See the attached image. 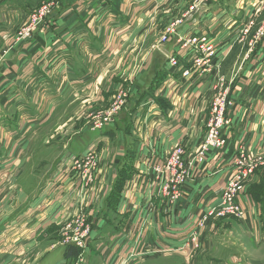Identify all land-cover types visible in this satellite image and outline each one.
Segmentation results:
<instances>
[{"label":"crops","instance_id":"1","mask_svg":"<svg viewBox=\"0 0 264 264\" xmlns=\"http://www.w3.org/2000/svg\"><path fill=\"white\" fill-rule=\"evenodd\" d=\"M7 1L0 0V22L6 27L14 19L23 25L34 8L6 5ZM263 2L235 0L228 5L223 0H198L200 14L186 20L177 36L161 45L154 38L173 21L166 23L171 15H164L174 13L173 6L179 15L188 5L184 0H65L32 40L10 53L4 66L11 74L0 75V264H66L78 256L75 245L44 250L41 246L83 201L92 226L85 264H140L145 253L175 254L190 242L201 215L220 205L234 160L241 153L264 155V36L251 54L241 49L242 31ZM194 34L215 43L220 70L190 79L178 72L171 76L168 58L177 55L189 65L193 53L181 49L178 40ZM12 39L0 34L3 45ZM228 68L233 71L226 75ZM221 73L231 80L229 143L212 152L205 164H197ZM116 86L129 89L124 109L107 131L87 134L83 149L71 153L68 145L80 138L82 129L65 143L40 185L26 191L19 173H25L33 154L24 159L25 150L35 145L55 117L66 114L64 110L76 105L88 110L107 107L113 96L100 98L108 87L112 92ZM93 90L95 95L87 99ZM116 140L118 149L112 146ZM178 147L185 149L191 179L181 203L171 206L161 193L168 176L160 178L155 170ZM90 149L101 156L102 164L91 191L81 189L72 170V158ZM243 202L253 221L264 219L261 206L252 209L250 200L249 206ZM209 224L202 233L212 244L217 230ZM250 231L253 235L254 229ZM236 260L230 264H245Z\"/></svg>","mask_w":264,"mask_h":264},{"label":"rangeland","instance_id":"2","mask_svg":"<svg viewBox=\"0 0 264 264\" xmlns=\"http://www.w3.org/2000/svg\"><path fill=\"white\" fill-rule=\"evenodd\" d=\"M64 1L65 0H46L45 2L44 0H12L4 2L7 3L6 5L17 4L19 6H28L30 8L32 7L34 8V10L33 13L28 16V19L25 20L23 25H21L20 20L18 22H14V19H12V17L15 16L14 14H11L9 16L10 19H12L10 25L11 27L9 25H6L5 27V24L0 22L1 36L11 35V38L13 37L12 42L10 44L6 43L5 45H3L0 43L1 78L2 76H8L11 74L9 67L4 66L6 57L10 53L14 54V52L18 50L22 46V44H26L27 42L32 40L34 33L36 34V32L43 29L44 23L50 18H52L55 11L61 7V4ZM234 1L235 0H223V3L233 5ZM184 2H187L188 4L186 6L187 9H185V7L179 15H176L174 13H178V10H175L173 6L174 13L171 11L164 15H171L169 20L166 21V23L170 22L171 19H173V24L176 23L177 21L181 20L185 15H187L190 11L194 10L195 6H198L196 7L198 9H195L199 11L198 13L193 14V16H198L200 14L201 9L199 8L201 6L199 5L198 0H184ZM158 8L159 7H157L155 10H157ZM165 9H168V7ZM256 10L257 8H255V11ZM42 12H48L50 14L47 13L48 15L42 19L43 22L40 21L38 23ZM3 15L7 16V14L4 13ZM5 19L7 18L3 17V22ZM251 19L253 20V22H250L247 27L242 31V38H244L245 40H241V42L245 44H241V49L243 51L245 49L246 55L251 54L254 50L256 43L262 39V37L259 39V35L264 29V2L262 3L260 10L251 16ZM21 20H23V18ZM14 23H16V25H14ZM171 23L172 21L165 26L164 30L159 36L158 34H156V32H154V30H152V28H149V32L150 34H152L151 32H154L156 34L154 38L155 40H161L162 34L169 28ZM29 28H31V32L29 33V35H31L30 37L26 38L25 32ZM176 29L179 28L177 27ZM250 37H253L250 41L252 43L248 44L247 41H249ZM169 42L170 41H168V43ZM243 45H245V48L243 47ZM150 49L152 48L150 47ZM139 58H144L145 60V57H143V55H141ZM219 70L220 69H218V71ZM231 71L233 70L228 68L225 74L229 75ZM219 78V86H224V88H226L227 90L215 94L211 102L210 109H212L214 100L217 95H223L226 92L227 94H229L231 80L223 76L222 73ZM115 80L116 79H114V81ZM122 82L123 81H120L121 84ZM123 84L125 85L127 83ZM127 89H129V86H116L112 92H109L110 87H108V89L103 92L105 96L103 98H100L106 99L109 96H113L111 102L107 104V107H105V105H103L102 107H98L96 105V107H90L92 109L88 110V107H83L85 102H82L81 107L83 108H79L80 106L76 105L78 108H68L64 110L66 114H60L57 118L55 117L54 121L50 123V127L37 140L35 145H33L32 148L29 147L26 150L24 149L26 151V153H24L23 155L24 159H27L33 154V161L31 164L25 165H28L25 168V173L19 171L21 186H23L26 191H32L33 189H35V187H38L42 182L43 177H45L47 175V172L50 170L53 160L58 157L59 154L62 153V151L64 150L63 148L65 146V143L68 142V140H71L82 129L83 130L80 133V138L77 139V141H73L70 146L68 145V147L72 148V150H69L71 153L79 151L81 148L83 149L86 144L87 137L89 136L87 134L92 135L107 131V128L110 125L105 126V128H103L102 130L98 128L96 129L97 121L99 119L102 120L105 115L110 113V111L112 110V105L117 101V99H120L123 94L127 93ZM89 94L87 99H89L90 96L95 95V91L93 90ZM226 115L228 116V112L226 113ZM65 134L66 138H64ZM119 143L120 142L116 140L112 144V146L118 149ZM83 153L77 155V157L80 158L87 154V152H85L84 154ZM248 155L252 156V158L255 159V161L257 162V168L254 170L253 174L250 175L248 179H245L243 181V188L237 194V200L235 201V203L240 208V215H225L216 219L212 217L205 223L204 227L199 229L198 234L195 235V239H193L191 243V246L187 247L185 250H182V248L184 247L183 246L181 249L176 251L177 253L175 254H173V252L160 251L154 253H147V255L145 253V257L141 259L140 264H201V260L205 259H207V264H230L231 259H237L236 261L245 264L246 262L250 264H264V219H257L253 221L251 211L247 210L243 206L244 200L247 201V204L248 200H250V204L252 205V207L250 208L253 209L255 208V206L259 205L261 206V211L264 212V155H260L261 157L259 158L254 155ZM100 157L101 156L97 154V171L94 172L93 181L88 182V186H83V188L81 189L84 190L85 188L86 190L91 191L93 185L95 184L98 171L102 166ZM257 173L260 175L257 176ZM241 198H243V203L240 201ZM216 208H212L210 211ZM208 222L211 223L209 224ZM252 222H254L253 225ZM206 224L212 225L213 229L217 230L213 235L214 238L212 244H207L206 240L204 239V233H202V230H204ZM252 228L254 229L253 235L250 231L252 230ZM91 233V220H89V212L87 211L86 201H83L82 203H80L79 211H77L74 216L63 222L61 224L60 229L54 230L50 233L47 238H45L44 242L42 243L41 250H44L46 248H53L58 244H63L64 246H69L70 244L75 245V247L80 250V254H78V256L74 258H71V260L66 264H85V253L89 247V237ZM253 236L256 238V240L253 238ZM186 244H189V242H187ZM207 248L208 251L210 249L209 252L206 250ZM81 260L82 262L80 263Z\"/></svg>","mask_w":264,"mask_h":264},{"label":"built area","instance_id":"3","mask_svg":"<svg viewBox=\"0 0 264 264\" xmlns=\"http://www.w3.org/2000/svg\"><path fill=\"white\" fill-rule=\"evenodd\" d=\"M203 1L206 2L208 0ZM196 7L198 6H195V8ZM195 8L176 23L173 24L172 21L169 28L162 34L159 44L166 45L169 40L173 39V37H176L178 30L185 24L186 20L191 18L193 14L198 13V10H196L198 8ZM47 13L42 12L38 23L40 21L43 22L42 19L50 14ZM177 27L179 29H176ZM30 32L31 28L26 30V38L30 37ZM263 36L264 29L261 31L259 39ZM178 46L183 50H191L193 57L189 61V65L183 64L177 55L169 57L168 73L171 76L178 72L177 74L180 75L181 78L190 79L195 75L207 76L213 74L219 69L221 58L218 56L215 43L211 42L208 36L194 34L186 39L178 40ZM224 90L227 89L224 88V86H220L219 93ZM126 97L127 94L125 93L122 97H120V99H117V101L112 105V110L110 113L105 115L102 120L99 119L97 121L96 129L98 128L102 130L105 128V126L111 123L113 118L124 109L123 106L125 104ZM230 106L231 102L228 99L227 92L223 95H217L214 100L213 107L210 109L209 118L211 119H208L205 139L199 145L198 151L196 153L195 162L197 164H205L212 152L224 150L228 145L229 140L226 133L233 124V120L226 115ZM96 153V150L92 149L89 150L86 155L80 158H72V170L77 173L76 178H78L82 186H88V182H92L94 179V172L97 171ZM240 155L234 160V172L224 189L220 206L216 208L217 210L214 209L208 213L205 212L204 215H201L197 230L194 232L189 244H185L182 250H185L187 247L191 246V243L193 239H195V235L198 234L199 229L204 227L205 223L210 218L213 217L216 219L225 215H240V208L235 203L237 200V194L243 188V181L248 179L257 168V162L254 158H252V156H249L247 153H241ZM185 156V149L183 147H178L169 155L165 164L162 167H157L155 170L156 174H158L160 178H163V176H168L166 183L161 189V193L171 206H176L181 203L182 199L184 198V188L187 180L191 179V174L188 171V165L185 161ZM81 262L82 260L80 263Z\"/></svg>","mask_w":264,"mask_h":264}]
</instances>
